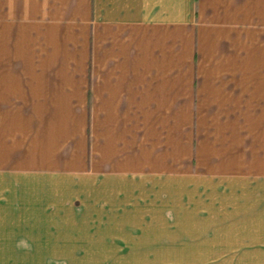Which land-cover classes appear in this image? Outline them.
<instances>
[{"label": "crops", "instance_id": "obj_1", "mask_svg": "<svg viewBox=\"0 0 264 264\" xmlns=\"http://www.w3.org/2000/svg\"><path fill=\"white\" fill-rule=\"evenodd\" d=\"M219 254L264 262V0H0V264Z\"/></svg>", "mask_w": 264, "mask_h": 264}, {"label": "rangeland", "instance_id": "obj_2", "mask_svg": "<svg viewBox=\"0 0 264 264\" xmlns=\"http://www.w3.org/2000/svg\"><path fill=\"white\" fill-rule=\"evenodd\" d=\"M195 258L190 260H184L182 262H177L176 260H173V262H167V263H157V264H264V262H261L260 260L256 261H249L246 259V255H239V254H219V255H207L203 258H199L200 260H197L198 256L200 255H194ZM127 257L126 255L123 256V258ZM80 259L77 264H103V263H96L91 258H87L85 255H80ZM140 259L143 261H147L144 256L141 255ZM124 264H129L127 261H123ZM142 263V262H141ZM145 263V262H143ZM133 264H136L133 262Z\"/></svg>", "mask_w": 264, "mask_h": 264}]
</instances>
